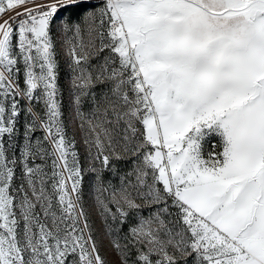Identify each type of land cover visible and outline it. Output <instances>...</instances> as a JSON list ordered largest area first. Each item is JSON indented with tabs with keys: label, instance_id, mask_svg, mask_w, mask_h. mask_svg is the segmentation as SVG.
Masks as SVG:
<instances>
[{
	"label": "snow or ice",
	"instance_id": "snow-or-ice-1",
	"mask_svg": "<svg viewBox=\"0 0 264 264\" xmlns=\"http://www.w3.org/2000/svg\"><path fill=\"white\" fill-rule=\"evenodd\" d=\"M0 264H264V0H0Z\"/></svg>",
	"mask_w": 264,
	"mask_h": 264
},
{
	"label": "rangeland",
	"instance_id": "rangeland-1",
	"mask_svg": "<svg viewBox=\"0 0 264 264\" xmlns=\"http://www.w3.org/2000/svg\"><path fill=\"white\" fill-rule=\"evenodd\" d=\"M61 83L65 86V89L68 87V80H67V73L62 71V77H61ZM65 105H69V99H68V94L65 92V97H64ZM91 202V201H89ZM102 221L97 219L96 220V226L97 229L99 230L100 238L103 239V244L107 248L108 246V240L103 237V229L101 228Z\"/></svg>",
	"mask_w": 264,
	"mask_h": 264
}]
</instances>
